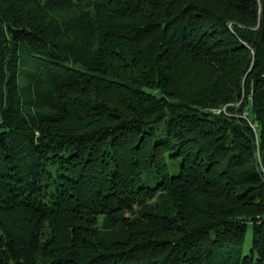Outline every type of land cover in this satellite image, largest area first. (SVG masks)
I'll use <instances>...</instances> for the list:
<instances>
[{"label":"trees","instance_id":"16d2710c","mask_svg":"<svg viewBox=\"0 0 264 264\" xmlns=\"http://www.w3.org/2000/svg\"><path fill=\"white\" fill-rule=\"evenodd\" d=\"M42 2L0 0V264H264V0Z\"/></svg>","mask_w":264,"mask_h":264},{"label":"rangeland","instance_id":"374dc122","mask_svg":"<svg viewBox=\"0 0 264 264\" xmlns=\"http://www.w3.org/2000/svg\"><path fill=\"white\" fill-rule=\"evenodd\" d=\"M22 3V7H25L26 10H29L30 15L33 17H39L40 15H43L47 12H54V11H50L48 8H45L43 6V2L42 0H20ZM205 75V72L203 71V73H201V76ZM205 79V76L203 78H201V80H199L200 82L203 81ZM196 83V81H195ZM199 82L197 81L196 85L198 86ZM195 84H192L190 86H186V87H190L188 89H192L193 86ZM246 91L245 89L242 91L241 96L234 98L233 100H229L228 102H226L222 107L220 108H211L209 112H212L214 114H224L225 116H233V115H241L244 118H246L248 120V122L254 127V129L257 131L258 127H259V123H256L254 120L256 117H258L259 115L256 113L257 108L253 107L249 108L246 105L243 106V104L245 103V97L246 95ZM250 95H253V91L250 92ZM234 108V109H232ZM260 122V120H258ZM258 142V141H257ZM259 149V146H258ZM258 162L260 163L261 161V154L259 152V150L257 151V155H256ZM261 164V163H260ZM155 202V200H153ZM128 213V212H127ZM97 219V224L96 227L101 229L102 235L105 237L111 236V233L107 230H105V227L108 226L110 224V215H104V214H98L96 216ZM51 234H52V229L51 226L49 224V222H45L42 226V235H41V241H43L42 243H45L46 241L48 242L51 238ZM105 234V235H104ZM251 231L248 232V237H247V242H246V248H248L250 246V240H251ZM48 260L45 258V256L43 255V249H41L39 251V261L38 264H47Z\"/></svg>","mask_w":264,"mask_h":264}]
</instances>
